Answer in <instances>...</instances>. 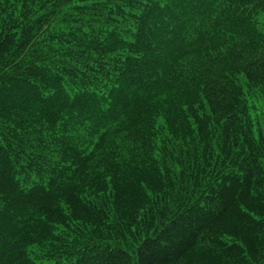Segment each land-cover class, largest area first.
<instances>
[{"label": "trees", "instance_id": "trees-1", "mask_svg": "<svg viewBox=\"0 0 264 264\" xmlns=\"http://www.w3.org/2000/svg\"><path fill=\"white\" fill-rule=\"evenodd\" d=\"M257 98L264 0H0V264H264Z\"/></svg>", "mask_w": 264, "mask_h": 264}, {"label": "snow or ice", "instance_id": "snow-or-ice-1", "mask_svg": "<svg viewBox=\"0 0 264 264\" xmlns=\"http://www.w3.org/2000/svg\"><path fill=\"white\" fill-rule=\"evenodd\" d=\"M0 139H3L0 137ZM3 151V145H0V152ZM5 174L0 171V209H4V203L3 201H6L8 198V195H11V191L5 194V189H6V180ZM15 189L13 188L12 191ZM33 198L37 203L43 204L46 201L51 200V193L44 191L43 189H37L36 192L33 193ZM235 198V193L230 189V188H223L222 191L217 193V207L220 206L222 203H227L228 201L232 200ZM240 212H242L244 215H242L240 218L242 220H246L248 217H254L256 220H259L261 222H264V211H261L259 214H257V211L254 207L249 205L248 207H245L244 204H240L239 206ZM212 208V203H209L207 206L204 204H198V208L196 211L200 212H205L208 213L209 210ZM166 237H161V239H165ZM121 264H127V258L123 259L121 261Z\"/></svg>", "mask_w": 264, "mask_h": 264}, {"label": "rangeland", "instance_id": "rangeland-1", "mask_svg": "<svg viewBox=\"0 0 264 264\" xmlns=\"http://www.w3.org/2000/svg\"><path fill=\"white\" fill-rule=\"evenodd\" d=\"M257 102H258V106H257V108H258V112L256 113V117H258L257 118V120L260 122V125H264V117H263V111H262V106H263V101L262 100H260L259 98H257ZM48 264V263H50V264H54L52 261H50V262H48V261H45L44 263H42V264Z\"/></svg>", "mask_w": 264, "mask_h": 264}]
</instances>
